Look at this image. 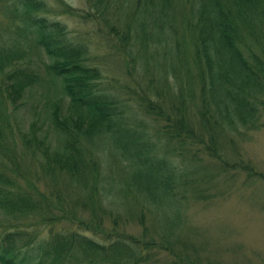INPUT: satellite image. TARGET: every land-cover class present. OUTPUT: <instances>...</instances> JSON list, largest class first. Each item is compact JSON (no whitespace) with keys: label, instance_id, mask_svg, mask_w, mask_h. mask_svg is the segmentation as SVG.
Here are the masks:
<instances>
[{"label":"trees","instance_id":"16d2710c","mask_svg":"<svg viewBox=\"0 0 264 264\" xmlns=\"http://www.w3.org/2000/svg\"><path fill=\"white\" fill-rule=\"evenodd\" d=\"M0 2L8 20L0 27V101L14 104L45 75L59 81L66 101L61 115L56 108L50 114L62 136L57 152L50 141L39 146L28 139L23 146L41 157L32 158L29 176L15 159L0 169V264H83L72 259L73 251L86 264H149L151 248L161 264L188 259L189 244L178 235L182 202L188 193L193 200L207 195L196 186L209 170L202 157L223 172H257L238 144L259 124L264 106V0H83L84 10L62 5V13L92 22L122 60L133 46L138 61L145 52L141 38L154 49L158 36L167 45L157 48L167 58L159 62L162 70L150 68L160 85L126 86L122 97L99 80L88 46L71 41L65 26L45 14L44 0ZM174 19L190 34L188 47L174 36ZM167 24L171 33L157 31ZM32 52L45 60L33 64ZM170 73L169 87L164 76ZM152 96L161 97L164 110ZM140 111L162 125L151 134ZM131 214L136 233L126 229ZM56 224L65 228L50 233ZM31 226L49 229L47 238L35 239L26 229H36Z\"/></svg>","mask_w":264,"mask_h":264},{"label":"rangeland","instance_id":"374dc122","mask_svg":"<svg viewBox=\"0 0 264 264\" xmlns=\"http://www.w3.org/2000/svg\"><path fill=\"white\" fill-rule=\"evenodd\" d=\"M44 2L48 7V12L45 14L65 26V36L71 41L80 40L88 46L90 50L89 63L98 66L101 71L99 80L109 83L112 90L119 92L121 97L127 91L126 86L135 89L150 87L149 81L153 86L160 85V82L155 84L157 78L150 72L155 67L162 70L164 62L167 61L166 57H160L157 53V48L161 51V48L165 50L167 46L163 44V41H160L159 36V45L156 44L157 41L153 42L156 49L146 45L144 38H141L145 52L138 58L139 63L133 46H129L130 54L122 60L118 53L114 54L108 51L105 38L97 33L92 22L77 19L60 11L62 5L84 10L83 0H44ZM1 4L3 3L0 2ZM5 25H8V20L0 12V27L3 28ZM168 25L171 24L161 26L157 31L171 33ZM173 29L177 33L174 36L177 37L181 48L188 47L190 34L184 31L175 19L173 20ZM183 32H186L189 38ZM145 36L147 38V31ZM131 42L133 43V41ZM31 57L33 64L36 63V65H39L37 61L40 62V58H44L40 53L33 54V52ZM176 60H178L177 57ZM164 78L165 85L170 87L169 83L174 80L173 74L170 73L168 77L164 76ZM165 97L163 96L162 99ZM151 98L156 103L160 102L159 107L165 109V106L161 107V97L152 96ZM261 98L264 105V95ZM131 102L135 104L134 100ZM65 103L59 81L46 75L37 85L29 87L22 94V99L15 101L14 104L1 102L0 169L3 165H8L11 159H15L14 163L18 167L21 169H24L22 166L25 167L23 177L29 176L30 168L34 165L32 158L40 159L41 157L32 146L31 149L23 146L22 142H26L28 139L32 141L31 143L39 146L50 141L51 144H54V148H50L54 152L60 148L62 136L51 126L50 114L56 108L61 115ZM258 113L259 124L249 132L248 137L238 144L240 155L252 165V169L257 171L256 174L253 175L252 172L247 174L242 170L223 172L222 169H219L220 167L217 168L214 165L212 160L206 156L202 157V162L210 163L209 170L196 186H199L197 188L200 191H205L207 195L204 198L193 200L189 198L188 193L187 201L182 202L185 217L178 235L183 242L189 244L184 248L188 259L175 264H264V106L259 107ZM138 116L142 117L144 123H147L148 132L162 125V120L152 117L151 119L149 115H145L141 111ZM98 153L101 162H104L106 154L100 151ZM115 156L119 166H127L128 162H125L121 158L122 156ZM176 161L178 160L176 159ZM110 167L112 168V165ZM113 170L120 174L115 168ZM110 208L112 209L114 206L111 205ZM80 216L83 219L89 218L88 213L83 211L80 212ZM127 217L128 223L125 225L128 232H138L136 216L131 214ZM148 218L149 215L146 216V219ZM0 219L3 217L0 216ZM103 223L109 226V221L106 218H103ZM30 228L37 229L26 228L35 239L43 238L41 236L47 238L49 229L36 226ZM64 228V224H56L49 231L53 233ZM86 234L91 236L90 233ZM171 247L179 246L173 244ZM150 251L149 264H161L162 256L155 253L154 248H151ZM73 253V260H80L86 264L80 253L74 251Z\"/></svg>","mask_w":264,"mask_h":264}]
</instances>
